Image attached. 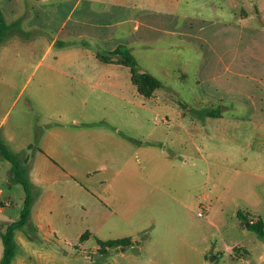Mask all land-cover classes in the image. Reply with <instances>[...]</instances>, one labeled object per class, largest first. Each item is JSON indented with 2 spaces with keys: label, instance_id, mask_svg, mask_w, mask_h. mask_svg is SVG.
<instances>
[{
  "label": "rangeland",
  "instance_id": "obj_1",
  "mask_svg": "<svg viewBox=\"0 0 264 264\" xmlns=\"http://www.w3.org/2000/svg\"><path fill=\"white\" fill-rule=\"evenodd\" d=\"M55 2L48 28L20 29L0 44V138L11 139L10 152L31 162L51 136L60 143L66 134L82 133L93 156L83 165L81 158H71L84 193L71 192L47 213L57 224L64 210L66 229L20 230L16 264H264V240L248 231L250 224L264 223V123L249 121L248 105L211 101L222 92L212 75L223 68L218 61L213 67L207 63L216 54L264 53V43L258 44L264 0H80L77 7V0ZM81 19L110 24L104 34L113 32L141 72L162 88L151 98L123 90V100L105 107L102 103L114 100L92 90L93 104H86L83 85L60 74L103 67L93 55L105 51V38L78 24ZM44 20L42 14L39 21ZM147 21L153 29L135 30L137 22ZM75 29L90 32L91 39L69 36ZM250 37L256 43L247 44ZM70 53L79 56L55 58ZM211 111L218 116H206ZM25 145L33 148L17 150ZM104 164L114 170L104 173ZM9 176L11 164L0 157V201H10L17 216L24 190L3 180ZM107 176L112 188L104 194ZM124 182L131 187L129 197ZM121 192L120 202H132L130 211L123 208V217L100 222L99 201ZM43 193L38 189L34 195ZM81 198L88 214L74 220ZM135 232L134 247L125 252L98 249V240ZM2 255L0 237V260Z\"/></svg>",
  "mask_w": 264,
  "mask_h": 264
},
{
  "label": "crops",
  "instance_id": "obj_2",
  "mask_svg": "<svg viewBox=\"0 0 264 264\" xmlns=\"http://www.w3.org/2000/svg\"><path fill=\"white\" fill-rule=\"evenodd\" d=\"M79 2L80 0H77L75 4L76 7ZM88 2L89 6L91 5V3H94L93 1ZM55 3V0H1L0 6L6 24L11 27L16 26L23 32H26L27 30H45L46 28H48L47 23L50 24L52 19V12H54L52 9H56V6H54L56 5ZM95 4L99 5L101 3L95 2ZM106 7L109 6L107 5ZM114 9L115 11L117 9H122V6L119 5L117 7H114ZM92 10L94 11V9ZM112 12L114 13L113 10ZM42 14H45V20L41 22L39 20ZM78 24H81L82 26L87 25L88 28H95L94 31H97L100 36L105 38V40L103 41V45L106 48L104 52H113L117 48L122 46L120 39H116V36L113 32L104 34V31L102 29H109L110 24H108L107 26L94 25L91 24L90 21L87 23L83 19H81V21L79 20ZM136 24V31L139 30V27L141 25V27H144L146 29L154 28L153 25L148 21L145 23L137 22ZM12 30L9 31L10 34L8 33L10 37L15 36L14 34H18L15 31L11 33ZM79 30H71L72 32L69 33V36H84V39H91L90 32H87L86 35V33ZM258 35L260 36V38L258 37V44H263L264 39H261V37L264 38V30L258 32ZM249 36H255V33L252 32ZM56 38L57 37H55L50 43V50L51 48H53V46H55V44H57ZM260 39L262 41H260ZM254 43H256L255 37H250L247 40V44L249 45H252ZM86 46L88 45L86 44ZM98 53L100 52L95 51L93 57L96 62H99L103 65L102 68L98 70L83 71L82 74H80L79 71L60 72L61 77L65 76L71 79V82H74L76 80L83 85L82 92H88L86 93V104H88L89 102L92 103V90H95L99 94H102V98L104 97L105 101L107 100V97L114 100V102L102 103L104 107L106 105H114L116 100L118 102L120 100H123V90H129L133 91L134 94H139L137 87L132 82V75L130 69L118 63L117 61L119 60V58L115 55H110V58L113 60L111 63H104L99 59ZM228 53L216 54L215 60H212L211 58L207 61V63H209V66L212 67L214 66L213 61H218V63H220L223 68V71L219 73L216 72L215 75H212L213 78L218 81V89H221L222 92L220 94H217L216 97H212L211 101L219 102L220 104L237 103L240 105H245V107L246 105H248L247 107L253 110L252 113L249 115V121L264 123V94L260 97V94L258 92H261V89L264 90V53ZM77 56L79 55L70 53L60 54L55 56V58L57 59V57H60V60H62L63 58H67L68 60H74ZM2 123L3 120L0 122V127ZM102 134L104 138L107 137L106 132ZM1 140L9 149L8 144L11 139H8V141H6L1 137ZM32 148L33 146L31 145H25V147L19 146L17 150ZM90 156H93V153L86 149V135L79 133L75 138H73L70 134H66L65 138L60 143H57L55 136H51L50 139H47L43 142L42 149H36V153L34 154L31 162H29V159L26 158L28 160V178L31 183L34 198L30 219L28 224L25 226H31L33 228L31 229V231L27 232H62L60 229L61 226L66 229L65 226L68 219L66 218L67 213L64 210H62L61 214L58 215L57 224L55 223V219H51L49 216H47V213L53 209V206L60 204L62 200L71 192L76 193L78 195L84 193L85 190L82 185H80V183L74 179L75 174L78 173L79 169L74 167L71 162V158H81V163L83 165L84 158L88 159ZM101 167L104 173L109 172L112 168V166L105 164ZM112 169L114 170V168ZM86 172H88V176L89 174H91L89 170H87ZM115 174L118 177H121L122 170L117 169L115 171ZM8 178L6 177L3 180L12 182L10 176ZM116 184L119 185V182H116ZM123 185V190L125 192L124 195H126V193L128 192L127 196L129 197L130 192L132 191L131 187L128 186L126 182H124ZM103 186V191L105 192L104 194H108V189L112 188V179L109 176H107V179L104 178ZM38 189H45V193H43L39 197H36L34 195V192H37ZM122 195L123 194L121 192L118 194L117 198L111 199L106 196L105 199L99 201V204L102 206L100 222L107 220L113 215L123 217L125 213V210L123 208H126V211H130V206L132 205V202H120L119 199H121ZM80 200L81 201L77 203L79 212L76 213L74 220H77L79 218L85 219L86 215L88 214V211L85 209L86 203H84L82 198ZM24 203L25 193L24 198L21 201L22 207L20 208V211L16 216V214L12 215L11 213L12 203L10 201L6 202L5 204L0 201V234L6 231L8 225L19 221L21 212L24 207ZM111 204L114 207H111ZM20 230L16 231L15 242L16 238H19L20 234L18 235V232H21ZM137 235L138 232H135L131 233V237L129 238H123L130 239L132 241V246L127 248L134 247V240L137 238ZM18 238L16 244L17 247ZM115 240L116 239L106 241L98 240V249H100V242L105 243ZM27 242L33 246L32 241L30 242L28 240ZM127 248H122L120 252H125ZM251 251L248 249L249 253H251ZM111 253H109V255ZM16 257L17 252L12 264H16ZM239 264H245V261L242 260Z\"/></svg>",
  "mask_w": 264,
  "mask_h": 264
},
{
  "label": "trees",
  "instance_id": "obj_3",
  "mask_svg": "<svg viewBox=\"0 0 264 264\" xmlns=\"http://www.w3.org/2000/svg\"><path fill=\"white\" fill-rule=\"evenodd\" d=\"M12 29H14L15 32L21 31L16 26L11 27L6 24L0 6V44L4 41L5 37ZM110 55L117 56L119 58L117 62L130 69L132 82L137 87L138 93L141 96L145 98H151L157 90L162 88V83L157 78H155L151 74L141 72L137 60L129 49L119 47L113 52L98 53L99 59L107 64L113 61L110 58ZM206 116L216 117L218 116V113L215 111H211L208 112ZM0 157L11 164V180L16 184L21 185L25 193V203L19 221L8 225L6 231L0 234L3 244V255L0 264H12L17 252V245L15 242L16 231L24 228L28 224L34 198L31 183L25 167L28 160L25 159V161L22 162L17 155L10 152L1 138ZM237 217L239 220L242 219L240 212H238ZM248 231L255 233L260 239L264 240V223L262 221L250 224V226L248 227ZM99 245L101 250L106 251L130 247L132 246V241L130 239H121L105 243L100 242Z\"/></svg>",
  "mask_w": 264,
  "mask_h": 264
},
{
  "label": "built area",
  "instance_id": "obj_4",
  "mask_svg": "<svg viewBox=\"0 0 264 264\" xmlns=\"http://www.w3.org/2000/svg\"><path fill=\"white\" fill-rule=\"evenodd\" d=\"M198 216H200V217H201V216H202V214H199Z\"/></svg>",
  "mask_w": 264,
  "mask_h": 264
}]
</instances>
